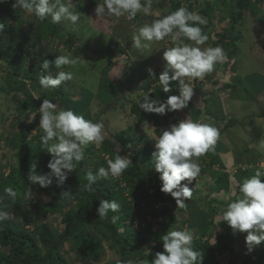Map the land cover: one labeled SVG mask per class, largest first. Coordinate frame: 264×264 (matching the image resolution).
<instances>
[{
	"label": "trees",
	"instance_id": "1",
	"mask_svg": "<svg viewBox=\"0 0 264 264\" xmlns=\"http://www.w3.org/2000/svg\"><path fill=\"white\" fill-rule=\"evenodd\" d=\"M90 1L93 4L96 0ZM13 2L14 0H7L6 3H0V22L4 24L7 22L8 24H5L4 30H0V73L4 75L6 93L8 96L10 95L12 104L16 105V115L11 120H7L9 121L8 126L14 131L11 134L3 135L2 130L0 142L5 141L6 145L13 150L12 155L16 158L17 164L11 168L6 176L0 173V209L8 211L11 217L17 218L23 211L22 198L26 190L31 186L33 189L38 188L40 194L37 200L32 201L35 219L28 221L33 226V231L25 229V226L15 224L10 218L0 221V264H94L96 261L101 263L98 260L100 257L103 261L106 260L105 248L115 254L114 261L110 264H128L129 261L132 264H151L154 255L163 251L160 238L167 231L175 228L177 230L197 228L194 232L199 231L197 234L200 236L193 237L192 247L202 254V264H220V261L222 263L226 261L224 264H264V247L251 255L240 252L241 257L237 259L231 253V250L233 252L235 249L236 236L232 234L233 230L228 228L229 225L225 221L214 222L219 213L222 212L220 215H223L226 204L230 200L237 199L238 185L243 182L244 176L249 175L251 177L255 173L250 175L246 170L239 169L234 175L236 189L229 191L228 174L222 170L216 172L212 170L217 165L222 167L216 148L214 152L210 151L197 160L201 169L200 172L209 173V179L212 180L207 185V191L204 192L205 199L187 200L183 208L178 207L170 194L160 191V174L154 169L152 156L143 161H136L134 157L138 153L139 142L137 140L140 136L126 132L117 134L114 143L104 140L97 149L94 145L87 146L84 159L79 162L74 161L76 165L75 174L67 178L63 185L57 186V183H52L48 188H41L39 185L29 183L27 173L31 164L35 163L36 170L39 172L40 157L46 151L40 141L43 132L38 127L39 107L45 98L53 101L59 100L63 103L64 95L61 94L62 91L60 92L59 88L44 91L39 81H35L38 76L48 75L56 70L50 66V69L45 72L41 67L45 59L54 61L57 58L55 54L51 53L44 59H40L37 65L30 69H24L18 63L19 51H16V48L12 46V42L9 44L10 38L5 37L9 32L13 33V36H10L12 41H21L20 36H16L15 32L19 30L23 21L19 16V9L12 8ZM167 2L172 5L174 11L185 3L179 0H161V3ZM222 3L224 5L222 7L227 12L225 19L229 21L231 30H226L227 36L221 35L220 40L213 43V47L223 45L224 48L228 49L232 47L230 46L231 43L235 44V41L240 39V35L236 34L234 29L242 27L245 13L256 18L260 13L257 4H264V0H254L253 3L252 0H224ZM152 5H154L153 0ZM211 10L212 8L205 15H212L210 14ZM262 17L264 16L259 14L256 19L260 21ZM93 19L95 20V18ZM36 20L38 22L36 27L31 21L27 23L31 30L32 42L46 41L52 36V38H58L60 42L62 41L66 50H72L76 45V40L72 38L70 33H64L49 19L43 22L37 18ZM204 28L202 27L203 31L208 34L207 28ZM119 47L117 50L122 52L123 50ZM100 83L103 84L99 91L101 90L104 97L108 99L117 97L121 92L119 84L113 80L104 79ZM152 84L155 87L149 92L151 99L165 100L168 96L179 95L175 82L171 86L172 90L168 93L163 91L158 82L155 81ZM32 90L37 91V96L40 98H35L32 95ZM106 98L103 100L104 103L107 102ZM83 107L85 109L87 106L83 105ZM74 112L79 113L78 111ZM31 115L35 118L32 123H28ZM152 117V113L147 115L143 111V116L138 115L137 117L139 119L138 124L146 126L154 122L151 121ZM4 118H7L6 115ZM223 120L216 119L215 122L219 121L220 123ZM164 123L165 118H163V123L158 124V126L162 127ZM228 124L230 126L231 122ZM228 124L219 129L220 136L226 133ZM34 130L36 134L30 141L28 138ZM34 140L36 143L33 144ZM117 151L121 155L131 154L133 156L132 164L123 175L117 179L112 177L103 179L98 176L91 191L83 190L87 183L84 169L89 168L91 169L90 172L95 174L99 167L107 168L106 157L114 159ZM50 159L51 155L49 154ZM49 171L48 169L39 173L47 174L46 172ZM262 181H264L263 178ZM145 185L148 193L140 195L138 192ZM6 188H12L16 196L14 198L7 196L5 194ZM223 193L229 194L225 202L217 198V195ZM101 199L117 201L121 205L119 212L114 213L110 210L106 218L99 217L96 209ZM164 200L166 201L165 205H161L160 210L155 208L148 212V207L152 202ZM37 203L41 205L38 206ZM219 208L220 210H218ZM141 210L142 214L138 215L137 213H140ZM188 210L194 215L179 221L177 214L183 216V212L187 213ZM45 214H61L63 229L60 233L49 224L40 223ZM152 214L160 217L156 225L147 220V215ZM113 216L118 217L115 222L112 221ZM28 217L31 216L27 215L25 219ZM136 219L137 228H134L132 223ZM179 222L181 225L178 229ZM207 227H210V230ZM228 229L232 231L224 234ZM213 236H215V245L210 243ZM66 243L73 247L71 262L64 258ZM4 250L5 252H3Z\"/></svg>",
	"mask_w": 264,
	"mask_h": 264
},
{
	"label": "clouds",
	"instance_id": "2",
	"mask_svg": "<svg viewBox=\"0 0 264 264\" xmlns=\"http://www.w3.org/2000/svg\"><path fill=\"white\" fill-rule=\"evenodd\" d=\"M6 2L7 0H0V3ZM70 3L71 0L68 3H65V0H14L12 8L23 9L41 22L46 19L53 24L67 21L75 26L80 20V13L73 11ZM94 11L97 17L106 14L116 20L126 18L131 21L141 13L145 16H156L157 18L150 23L143 24L138 33L133 34L132 42L138 49L150 48L153 42H162L170 38L172 46L164 48L162 55L164 70L157 80L165 93L172 90L171 86L175 82L179 95H171L165 100H160L151 99L149 93L143 94V99L138 100L137 104L139 109L146 113L165 115L187 108L195 94L194 82L203 80L206 75L216 71L217 65L228 61L227 53L222 47H204L209 36L203 31L201 25H206L207 20L198 12L190 11L186 7L181 6L167 15H160L153 12L152 0H103L102 3H97ZM5 28L6 25L0 22V30ZM122 55L126 57V53ZM78 62L79 57L72 54L60 55L54 61L45 59L41 67L47 72L50 66L62 69L64 66H75ZM148 72L156 78V73L151 68ZM71 80H73V72L61 70L54 76L51 73L41 75L39 84L42 89L54 90ZM33 96L40 98L35 93ZM62 99H64L62 104L66 107L68 104L72 105L71 109L57 110L58 105L55 102L60 101L47 98L39 107L38 127L43 132L40 141L51 155L47 163L50 171L47 174H41L37 172V166L33 163L27 173V180L30 184L39 185L41 188L50 187L53 177L56 178L57 186L63 185L68 174L76 169L74 161L79 162L84 159L85 148L90 144L99 148L107 137L102 123L85 119L83 114L86 113V107L83 109L82 104L71 102L65 96ZM34 118L35 116L32 115L28 123H32ZM32 134H35V130ZM219 137L218 128L187 118L162 130L155 140L152 159L155 171L160 174V191L170 194L178 207L183 208L185 202L193 196V188L189 185L196 181L201 171L196 161L210 151H215ZM258 147L264 149V142ZM130 156L132 159L131 154L121 155L117 151L114 159L106 157L107 168L99 167L95 174L88 172L87 183L83 190L91 191L98 176L103 179L109 177L117 179L122 176L132 164ZM262 178H264V171L258 169L254 175L245 178L238 185L237 199L230 200L226 204L221 220L227 222L234 234L247 233L245 244L249 252L264 243V181ZM5 194L13 198L16 196L12 188H6ZM120 207L121 205L115 200L101 199L96 212L99 217L106 218L110 210L117 213ZM9 218V212L0 209V221ZM117 219V216L112 217L113 222ZM160 240L163 251L154 255L151 264H202V254L192 247V230L175 228L167 231ZM219 263L223 264L222 261ZM128 264L132 262L129 261Z\"/></svg>",
	"mask_w": 264,
	"mask_h": 264
},
{
	"label": "rangeland",
	"instance_id": "3",
	"mask_svg": "<svg viewBox=\"0 0 264 264\" xmlns=\"http://www.w3.org/2000/svg\"><path fill=\"white\" fill-rule=\"evenodd\" d=\"M153 1L154 5H152V10L154 13L167 15L169 12L174 11L172 9V5H170V3L168 2L161 3V0ZM68 2L69 0H65V3ZM102 2L103 0H96L95 3L92 4L90 0H71L70 7L72 8V10L80 13V20L78 21L77 25L73 26L70 22L67 21H63L60 24H55L64 33H70L73 36L72 38L76 40V45L72 48V50H66L62 41L60 42L58 38H52V36L49 37V39H47L46 41L42 40L41 42H32L31 30L27 26V23L31 21L36 27V25H38V22L33 14L27 13L20 8L17 9H19L18 13L23 23L19 26V30H16L15 33L17 34L16 36H20L21 41H12L10 36H13V33L8 32V35H6L5 37L10 38L8 40L9 44L12 42V46L16 48V51H19L20 55L18 63L24 69L35 67L40 59H44L51 53L55 54L56 57L69 54L79 57V62L77 63V65L64 66L62 69L54 70L53 72H51V74L54 76L56 72L61 70L73 72V80L67 81L58 87L60 89V92L62 91L61 94H63L67 99H70L71 102L87 106L86 109H88V112L83 114L85 119H90L93 122L102 123L104 126V130L107 133V137L105 138V140H109L114 143L117 134H121V132H126L127 134H143V132L146 131L145 127L149 125L147 124L146 126H141L140 124H138L139 119L136 118L138 117V115L143 116V111L139 109L137 101L143 97V94H146L145 91H142V89H136L139 91H133V89L130 87L126 88L122 85L123 83L121 79L129 78L130 76V73H128V67H126L131 66L127 63V61L130 60L128 52H131L132 50V46L129 44V40L132 39L133 34L138 33L139 28L143 24L150 23L157 17L154 15L145 16L142 13L138 14V16L131 21L127 20L126 18H120L119 20H116V18L108 17L106 14L104 16L97 17L94 10L97 6V3ZM222 2H224V0H191L189 2L181 4V6L186 7L190 11L198 12L207 20L206 25H201V27H205L204 29L207 28L206 31L209 34V40L206 45H204V47H213V43L218 42L221 35L227 36L226 30L230 29L228 24L229 21L225 19V15H227V12L222 7L224 6ZM253 2L254 0H252V3ZM257 6L260 9L259 14L261 16H264V4H257ZM209 7L212 8L210 13L212 15L208 16L205 15V13L209 11ZM245 14L246 15L243 18L242 27L234 29V32L240 35V39L235 41V44L231 43L230 46L232 47L228 49L224 48L223 45H219L227 53L228 61L222 65H217L216 71L206 75L203 81H195L197 85V88H195L198 90H202V92L204 93L202 101H205L208 104L210 103L208 101H213L215 105L217 103L221 106V109L219 107L218 111L223 112L225 116L224 119L228 118L229 120H231L232 128L237 134L243 133L245 135H243V138L238 137L242 138L241 142H243V147H248L250 151H253L255 149H257L258 151H264V149H260L258 147L260 143L264 142V97H256L254 98L255 100H253L252 97L255 96L253 90L256 91L257 88L254 86H250L249 83H244L242 81L245 76L252 75L254 81L257 82L259 81V78L256 80L253 75L258 73L260 75L264 74V17H262L259 21V19H256L258 18L259 14L256 16V18L251 17L249 13ZM93 18H95V20ZM5 24H7V22H5ZM10 25L12 26V24ZM213 37H215V39H213ZM153 43L151 44L149 49L144 51L143 54L145 56L150 57L153 54V51L155 52V49H158L156 52V56L160 59L162 58L164 48L172 46L170 38H166V40L162 42H157L155 45H153ZM116 44H120L121 47L124 45L125 51L127 52L123 53H126L128 59H126V57L122 55V53L115 51L117 47ZM125 44L129 45L125 46ZM136 50L137 48L135 47V49L133 48V51L130 53L132 60L134 59L133 54L135 52H138ZM110 51L114 53H110ZM160 51L161 53L159 54L158 52ZM233 65L236 66L233 68ZM231 69H234L237 72V76L233 74L234 71ZM139 76L142 78L143 73H140ZM3 78L4 75L0 73V132H2L3 130L2 134L5 135L11 134L12 131H14V129L8 126L7 123L9 121L7 120H11V118L16 115V105L12 104L13 102H11L10 100V95L8 96L6 93ZM39 78L40 76L35 78V81H39ZM104 79L114 80L116 83H120L121 92L117 97L108 99L104 97V93L101 90L99 91V88L101 89V86L103 84L100 83V81ZM234 84L238 86L237 89L233 88ZM215 85L219 87H215L219 92V96L217 98L210 96L213 93L212 90H214L213 87ZM230 85L232 86V88L230 90L228 88L226 89V87H230ZM259 86V90H261L262 87L264 88V84H259ZM241 89L243 93L241 92ZM43 90L45 91V89ZM209 91L212 93H210ZM31 92L32 95L35 93L37 96V91L32 90ZM234 95H238L235 96L237 100L236 103H238L236 107L233 106V101L230 102V106L228 103V100H233ZM240 96L243 98V101L240 99ZM104 98H106L107 100L106 103H104L103 101ZM251 101H253L254 103L252 104ZM55 103L58 105L57 110L71 109L72 106L71 104H68L66 107L65 104L63 105L58 101ZM259 113L261 115H259L258 117L253 116L258 115ZM149 114L150 113H147V115ZM5 115L7 118H4ZM152 116L153 117L151 121L154 122H151V125L153 124L155 126H158V124L163 123V115L152 113ZM187 118L188 117L186 116V119ZM260 118L262 120H259ZM215 121L216 120H212V122ZM226 121L227 119L223 120L220 123L216 122L218 124L210 123V121L209 123H202L211 124L212 126L221 129L225 124H228V121ZM248 125H250L251 128L254 126L256 127L254 130V134H250V136L249 134L247 135L245 132H243L246 130ZM169 126L170 125H168L167 128ZM158 127L161 130H165L160 126ZM5 128L7 129L5 130ZM228 128L229 126L226 127V130ZM160 129H158L157 131L158 134L161 133ZM146 133L150 134L151 132L148 130ZM35 134L33 135L31 133L28 139H30L31 141ZM34 143H36L35 140L33 141V144ZM91 145L94 144H90L88 146ZM95 148L97 149L96 146ZM232 151V153L236 157H240L241 152L240 150H238V148ZM12 152L13 150H11L9 146L6 145V142L2 140L0 142V173H3L5 176L11 171V168L15 167L17 164V160L12 155ZM40 158L39 172H45L46 170H48L47 163L49 161V153L47 152V150L42 154V157ZM90 170L91 169L87 168L84 169L83 172L87 174L88 172H90ZM74 174L75 171L73 170L68 174V178L72 177ZM249 177V175H245L244 179ZM196 181L197 182L193 181L192 184L189 185V187L193 188V193L196 192V194H193L191 199H202L205 196L204 192L208 189V183H211L212 180L209 179L207 172H200V175L196 178ZM53 183H57L56 178L54 177ZM183 183H187V181H183ZM138 193L140 195L147 194V186L145 185L144 188H141ZM39 194L40 193L38 188L33 189V187L30 186L26 190L22 198L23 211L21 212V215L17 218L14 217L15 219L10 215V219L14 221L15 224L19 226H25V229H28L29 231L34 230L33 226L28 221H32L35 219L34 210L32 208V201L37 200ZM226 195L229 196V194ZM220 196L221 195H217L218 198H221ZM165 202V200L162 202H152L150 207H148V212H151V209L155 208L160 210L159 207L161 205H165ZM37 204L38 206L41 205L39 203ZM218 210H220V208ZM190 212L191 211L189 210L187 213H185L184 211L182 214L183 216L177 214L178 220H186L190 216L194 215ZM221 213L217 215L214 222H218L223 219V215H220ZM137 214H142V210ZM27 215H30L31 217L25 219V216ZM22 216H24L23 218L25 219V221ZM61 219V214H45L40 223L49 224L53 229L60 233L63 229ZM147 220L153 225H156V223L159 222L160 217L155 216L154 214L147 215ZM180 225L181 224L179 222L178 229L180 228ZM132 226L134 228H137V219L132 223ZM196 229L191 228L190 230L194 232ZM207 229L210 230V227H207ZM198 232H194L193 237H199L200 235L197 234ZM208 233L210 232L208 231ZM214 238L215 236H213L210 240V243H213L212 245H215ZM3 252H5V250ZM105 252L106 260L104 259L103 261L102 257H100L98 260L102 264L112 263L114 261L115 254L108 250V248H105ZM231 253H233V255L237 259L241 257L240 252L237 249H233V252L231 250ZM72 254L73 247H71L69 243H66L64 258L71 262L70 256ZM224 263H226V261H224ZM94 264L100 263L96 261L94 262Z\"/></svg>",
	"mask_w": 264,
	"mask_h": 264
},
{
	"label": "crops",
	"instance_id": "4",
	"mask_svg": "<svg viewBox=\"0 0 264 264\" xmlns=\"http://www.w3.org/2000/svg\"><path fill=\"white\" fill-rule=\"evenodd\" d=\"M129 44L132 46V50L133 48L135 49V46L133 45L132 39L129 40ZM157 42H154L153 45H155ZM129 44H125V46H128ZM116 49L115 51L119 52V53H123V52H127L125 51V47L124 45L121 47L120 44H116ZM118 46L121 47V49L123 50L122 52H120V50L118 48ZM119 47V48H120ZM149 49V48H147ZM146 48H137L136 51L133 54L134 59H131L130 53L128 52V56L130 58L129 61H127L128 65L130 64L131 66H126L128 67V73H130L129 78H122V85L126 88H132L133 91H139L140 89H142V91H145V93H149L151 91V89H154V85L152 84L153 82H158V76L160 75V73L164 70V62L162 60V58H157L156 56V52L158 49H155V52L153 51V54L150 57L145 56L143 53L145 50H147ZM110 53H114L112 51H110ZM159 54L161 53L158 52ZM126 59H128L127 55H126ZM236 65H233V68ZM119 67V65H118ZM151 68L155 73H156V78H153L149 72L148 69ZM222 69V68H220ZM233 70V74L237 76V72L234 69ZM140 73H143V77L141 78L139 76ZM256 75V77H255ZM253 75L254 78L259 81L255 82L254 79L252 78V75L250 76H245L243 78V82L244 83H249L250 86H254L257 88V90H253L255 93V96H253V100H255L254 98L256 97H264V88L262 87L261 90H259L260 86L259 84H264V74L260 75L255 74ZM114 81V80H113ZM200 81V80H199ZM115 82V81H114ZM211 83V82H210ZM213 83V82H212ZM119 86L120 83L118 82ZM203 84V83H202ZM218 87L217 85H215L213 87L212 93L210 96L211 97H218L219 96V92L218 90L215 88ZM238 86H236L234 84L233 88L237 89ZM197 88V87H196ZM195 88V94L192 98V100L189 102L188 107L183 109V110H179V111H174V112H170L167 113L165 115H163V118H165V123L163 124L164 126H162V128L166 129V127L168 125H172L177 123L180 120H184L186 119V116L195 121V122H208L210 121V123H215L218 124L216 122H212V120H223L224 119V114L223 112H219V107L221 109V106L218 105L216 103V105L214 104L213 101H208L210 102L209 104L205 101H202L204 93L202 92V90H198ZM219 88V87H218ZM231 89L232 86L230 85V87H226V89ZM139 89V90H136ZM242 92V89H241ZM243 93V92H242ZM238 95H234L233 100H228L229 106H230V102L233 103V106H237L238 103L236 100V97ZM141 98V97H139ZM240 99L243 101V98L240 96ZM91 100V99H90ZM89 100V101H90ZM252 104L254 103L253 101H251ZM88 109H86L85 112H87ZM204 115H203V114ZM264 114V112H263ZM203 115V116H202ZM259 115H261L260 113L258 115H253L254 117H258ZM222 117V118H221ZM137 118V117H136ZM184 118V119H183ZM228 122H231V120H229L228 118H225L224 120H226ZM259 120H262L261 118ZM226 121V122H227ZM258 121V120H257ZM167 122V123H166ZM219 122V121H218ZM227 122V123H228ZM229 126V124H228ZM146 131L143 132V134L138 135L140 136L138 138L139 144H138V153L137 156L135 157L136 161H143L146 160L148 157L152 156L153 151L155 150V140L159 137L160 134L157 133L158 129H160L158 126L155 125H151L149 124L148 126L145 127ZM255 126L254 127H250V125L247 126L246 130L243 131L245 132L247 135L250 134H254V130H255ZM150 131V134H147V131ZM161 130V129H160ZM162 132V130H161ZM150 135V136H149ZM243 133L241 134H237L233 128L232 125L229 126V128L227 129L226 133H223L220 137L219 140L217 141L216 144V151L217 154L219 156V160L221 163L222 167L214 166L213 167V171L216 172L217 170H222L224 173L228 174L229 177V191L231 189H236V181L234 179V175L235 173L239 170V167L241 166H249L250 169L246 170L248 173L253 174L256 170H261L264 171V167H262V165H264V151H258L257 149L250 151L248 147H243V142H241L242 138H243ZM246 135V136H247ZM245 136V135H244ZM238 137H242V138H238ZM252 137V136H251ZM238 148V150H240V157H236L232 152V150H236ZM225 152V153H222ZM249 152V153H248ZM248 169V168H247ZM207 175L209 176V173H207ZM264 179V178H263ZM197 182V181H194ZM196 191V190H195ZM193 194H196V192H194ZM228 194V193H227ZM224 196V197H223ZM221 198H218L220 201H226L228 199V196L226 194H222L220 196ZM232 230L228 229L226 232H224V234L230 232ZM234 234V233H232ZM236 236L235 238V249H237L239 252L241 253H246L248 255H251L252 253L257 252V250H259L260 248L264 247V243L263 245H259L253 248L252 251H248L246 244H245V237L247 235V233H235L234 234ZM253 259H255V257H252Z\"/></svg>",
	"mask_w": 264,
	"mask_h": 264
},
{
	"label": "built area",
	"instance_id": "5",
	"mask_svg": "<svg viewBox=\"0 0 264 264\" xmlns=\"http://www.w3.org/2000/svg\"><path fill=\"white\" fill-rule=\"evenodd\" d=\"M201 81H203V80H201ZM194 86H196V82H194ZM250 169V167L249 166H242L240 169L241 170H244V169Z\"/></svg>",
	"mask_w": 264,
	"mask_h": 264
},
{
	"label": "water",
	"instance_id": "6",
	"mask_svg": "<svg viewBox=\"0 0 264 264\" xmlns=\"http://www.w3.org/2000/svg\"><path fill=\"white\" fill-rule=\"evenodd\" d=\"M179 1H182V2H189V1H191V0H179Z\"/></svg>",
	"mask_w": 264,
	"mask_h": 264
},
{
	"label": "bare ground",
	"instance_id": "7",
	"mask_svg": "<svg viewBox=\"0 0 264 264\" xmlns=\"http://www.w3.org/2000/svg\"><path fill=\"white\" fill-rule=\"evenodd\" d=\"M197 86V85H196ZM196 86H194V87H196Z\"/></svg>",
	"mask_w": 264,
	"mask_h": 264
}]
</instances>
